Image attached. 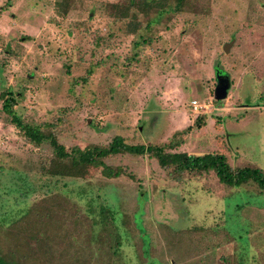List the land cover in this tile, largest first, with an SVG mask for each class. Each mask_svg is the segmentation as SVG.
Returning a JSON list of instances; mask_svg holds the SVG:
<instances>
[{
    "label": "rangeland",
    "instance_id": "rangeland-1",
    "mask_svg": "<svg viewBox=\"0 0 264 264\" xmlns=\"http://www.w3.org/2000/svg\"><path fill=\"white\" fill-rule=\"evenodd\" d=\"M141 1L0 0V92L15 94V115L67 153L118 136L167 153L220 148L231 168L264 173V0H183L176 11L168 0L145 12ZM214 65L229 84L220 101ZM52 157L0 101L7 263L264 264V192L250 182L228 189L211 172L177 175L131 155L102 160L117 178L92 167L51 176Z\"/></svg>",
    "mask_w": 264,
    "mask_h": 264
},
{
    "label": "trees",
    "instance_id": "trees-1",
    "mask_svg": "<svg viewBox=\"0 0 264 264\" xmlns=\"http://www.w3.org/2000/svg\"><path fill=\"white\" fill-rule=\"evenodd\" d=\"M168 0H142L137 4L139 10L145 12L151 7L163 10ZM169 5L171 10H178L183 0H171ZM136 47L139 43L134 42ZM214 71L219 72L217 65L213 66ZM1 111L9 118V122L16 128L22 136L29 142L39 145L42 141H47L52 148L53 157L50 160L48 174L51 176H61L70 178H81L89 167L100 168V174L106 178H117L121 170H112L106 167L102 160L108 156L131 155L146 156V158L156 162L161 170L171 169L177 175L181 173H204L211 172L217 182L228 189H233L251 183L259 192H264V173L256 168L243 167L231 168L221 149L202 155H189L183 152L167 153L163 145H128L123 140L114 136L109 144L104 148L88 147L82 150H72L67 153L64 148L56 142L50 131L43 133L40 127H33L23 124L12 107L15 105V94L6 88L0 92ZM204 116H197L193 125L196 127L203 122ZM199 123V124H198ZM51 128L50 124L45 125ZM173 147L170 142L165 144V148ZM240 210V209H239ZM47 240V235L44 236ZM35 258V257H34ZM0 264H10L3 260L0 254Z\"/></svg>",
    "mask_w": 264,
    "mask_h": 264
},
{
    "label": "water",
    "instance_id": "water-1",
    "mask_svg": "<svg viewBox=\"0 0 264 264\" xmlns=\"http://www.w3.org/2000/svg\"><path fill=\"white\" fill-rule=\"evenodd\" d=\"M230 44H224L222 47L225 52ZM229 87L227 77L216 73L215 88L213 91V98L215 101H220L225 98L226 91Z\"/></svg>",
    "mask_w": 264,
    "mask_h": 264
},
{
    "label": "built area",
    "instance_id": "built-area-1",
    "mask_svg": "<svg viewBox=\"0 0 264 264\" xmlns=\"http://www.w3.org/2000/svg\"><path fill=\"white\" fill-rule=\"evenodd\" d=\"M191 108H192L193 111H196L197 105L195 104V102L191 103Z\"/></svg>",
    "mask_w": 264,
    "mask_h": 264
}]
</instances>
